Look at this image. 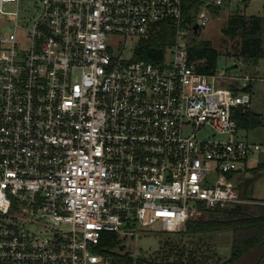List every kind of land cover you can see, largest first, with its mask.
Segmentation results:
<instances>
[{
	"label": "built area",
	"instance_id": "obj_1",
	"mask_svg": "<svg viewBox=\"0 0 264 264\" xmlns=\"http://www.w3.org/2000/svg\"><path fill=\"white\" fill-rule=\"evenodd\" d=\"M14 1L0 0V264H112L103 231L179 232L247 201L232 179L261 148L239 135L257 74L197 69L185 0H35L22 20ZM235 1L204 0L197 23ZM164 18L160 61L127 54Z\"/></svg>",
	"mask_w": 264,
	"mask_h": 264
},
{
	"label": "trees",
	"instance_id": "obj_2",
	"mask_svg": "<svg viewBox=\"0 0 264 264\" xmlns=\"http://www.w3.org/2000/svg\"><path fill=\"white\" fill-rule=\"evenodd\" d=\"M204 0H185L182 14V25L190 30H196L197 22L195 12L199 10ZM212 5H210V8ZM155 32L151 37L139 39L133 58H147L160 61L164 55L168 43L175 41V25L171 18H164L157 22ZM199 26V25H198ZM231 38L241 36L243 43L240 48V56L243 59H255L264 57V14L246 16L235 12L229 19L225 29ZM190 57L197 61V69L212 73L217 69L220 52L215 48L211 40L203 39L192 42L189 45ZM252 86L249 84L248 89ZM242 126H257L262 123L261 113L251 110L249 107L241 116ZM253 177L244 176L243 186H239L240 194L247 201L225 207H215L207 210L205 215L187 221L186 229L179 233L187 237L185 243H177L172 238L162 236L163 253L157 256L146 254L134 255L124 249L122 236L117 231H103L99 250L113 259L112 264H224L233 262L251 248L264 243V200L247 194L251 181L264 173V163L255 168L251 167ZM161 232V230H151ZM225 231H230L229 242L232 253L227 259H222L217 250L223 240ZM178 233V234H179ZM228 236V234H226ZM165 238V239H163ZM264 258V254H263Z\"/></svg>",
	"mask_w": 264,
	"mask_h": 264
},
{
	"label": "rangeland",
	"instance_id": "obj_3",
	"mask_svg": "<svg viewBox=\"0 0 264 264\" xmlns=\"http://www.w3.org/2000/svg\"><path fill=\"white\" fill-rule=\"evenodd\" d=\"M35 0H20L19 3L7 2L4 4V9L14 10L19 9L20 20H22L23 14L32 15L34 11ZM235 12L242 13L246 16L262 15L264 14V0H244L235 1L232 4H224L220 6H212L206 11L208 20L205 24L199 25L197 30L189 29V38L191 42H198L203 39L211 40L213 46L220 52L217 62V69H227V65L235 63L237 61L239 65L232 67L233 70L248 71L252 74H257V78L252 81L250 92L252 95V102L250 109L261 113L262 123L257 126H245L239 131V135L249 138L253 141H257L261 144V148L253 152L248 157L247 165L255 168L260 163H264V57L255 59H243L240 56V48L243 43L241 36L231 38L225 32L226 27L229 24V19ZM0 24L6 28H12V23L5 17H0ZM114 38H122V35L114 34ZM136 46V42L127 47V54H130L133 47ZM230 71V69H227ZM199 135H215V136H226L220 133L214 132L210 127H203L198 131ZM248 175L250 178L253 177L252 169L236 170L233 174V183L240 182V175ZM242 175V176H243ZM246 184V183H245ZM244 184V185H245ZM251 188V189H250ZM248 195L259 197L264 199V173L259 177L255 178L248 186H244ZM159 222H155L148 227L139 228V234L132 236H122V244L124 245L123 251H130L134 255L146 254L147 256H157L163 253L164 245L162 242V236L172 238L174 242L185 243L187 237H182L180 231H166L155 232L151 230H159ZM186 229V228H185ZM183 229V230H185ZM222 237V241L218 245V252L221 257L229 255L232 251L230 247L229 234L230 231ZM179 233V234H178ZM228 234V236L226 235ZM165 239V238H163ZM230 245V246H229ZM264 243H260L255 247L243 253L240 257L235 259L232 264H264Z\"/></svg>",
	"mask_w": 264,
	"mask_h": 264
},
{
	"label": "crops",
	"instance_id": "obj_4",
	"mask_svg": "<svg viewBox=\"0 0 264 264\" xmlns=\"http://www.w3.org/2000/svg\"><path fill=\"white\" fill-rule=\"evenodd\" d=\"M247 162H248V159L246 160V162H245V164H244V166L242 165L240 168H239V170H242V172H243V170L244 169H250L251 167H249L248 165H247ZM243 174H241L239 177H240V182L239 183H237V185L238 186H243V179H244V175L242 176ZM245 176H248V175H245ZM251 189V188H250ZM250 196H252V195H250ZM252 197H254V196H252ZM257 198V197H256ZM259 198V197H258ZM246 199H248V198H246ZM259 199H261V200H264V199H262V198H259ZM231 244V243H230ZM230 246V245H229ZM231 248H232V246H230ZM231 253H232V251H231ZM231 253L229 254V255H231ZM229 255H226L225 257H222V259H227L228 257H229ZM264 262V261H263ZM224 264H232V262H226V263H224Z\"/></svg>",
	"mask_w": 264,
	"mask_h": 264
},
{
	"label": "water",
	"instance_id": "obj_5",
	"mask_svg": "<svg viewBox=\"0 0 264 264\" xmlns=\"http://www.w3.org/2000/svg\"><path fill=\"white\" fill-rule=\"evenodd\" d=\"M199 24L196 22L195 24H194V28L197 30L198 29V27H200V26H198ZM239 65V63L237 62V61H235V63H232V64H229V65H227V69H231L232 67H237Z\"/></svg>",
	"mask_w": 264,
	"mask_h": 264
}]
</instances>
